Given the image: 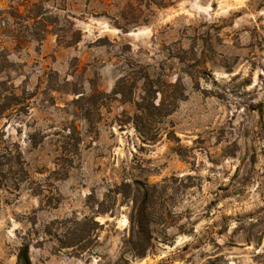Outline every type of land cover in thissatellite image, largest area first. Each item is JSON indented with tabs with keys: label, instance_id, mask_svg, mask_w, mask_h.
<instances>
[{
	"label": "rangeland",
	"instance_id": "374dc122",
	"mask_svg": "<svg viewBox=\"0 0 264 264\" xmlns=\"http://www.w3.org/2000/svg\"><path fill=\"white\" fill-rule=\"evenodd\" d=\"M4 152L0 264H264V0H0Z\"/></svg>",
	"mask_w": 264,
	"mask_h": 264
},
{
	"label": "trees",
	"instance_id": "16d2710c",
	"mask_svg": "<svg viewBox=\"0 0 264 264\" xmlns=\"http://www.w3.org/2000/svg\"><path fill=\"white\" fill-rule=\"evenodd\" d=\"M159 113H164L167 110L162 104L153 106ZM165 109V110H164ZM7 153V152H6ZM4 153L0 155L5 156ZM139 192V191H138ZM148 189H144L142 199L133 198V207L130 214V228L128 238L126 239L129 250L135 256H143L151 245V235L149 231V196ZM140 193V192H139ZM16 264H31L28 256V245L22 244L16 255Z\"/></svg>",
	"mask_w": 264,
	"mask_h": 264
}]
</instances>
